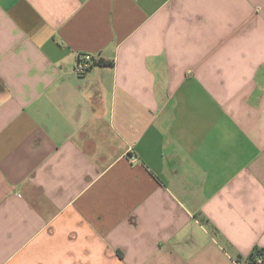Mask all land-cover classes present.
Returning a JSON list of instances; mask_svg holds the SVG:
<instances>
[{
  "label": "crops",
  "instance_id": "0c3cea01",
  "mask_svg": "<svg viewBox=\"0 0 264 264\" xmlns=\"http://www.w3.org/2000/svg\"><path fill=\"white\" fill-rule=\"evenodd\" d=\"M255 248L264 0H0V264Z\"/></svg>",
  "mask_w": 264,
  "mask_h": 264
},
{
  "label": "built area",
  "instance_id": "2783aa9c",
  "mask_svg": "<svg viewBox=\"0 0 264 264\" xmlns=\"http://www.w3.org/2000/svg\"><path fill=\"white\" fill-rule=\"evenodd\" d=\"M95 63V58L91 54H79L75 60L74 73L77 76L85 75L92 65Z\"/></svg>",
  "mask_w": 264,
  "mask_h": 264
},
{
  "label": "trees",
  "instance_id": "16d2710c",
  "mask_svg": "<svg viewBox=\"0 0 264 264\" xmlns=\"http://www.w3.org/2000/svg\"><path fill=\"white\" fill-rule=\"evenodd\" d=\"M98 65H108V62L100 60ZM241 263V259H237ZM244 264H264V248H255L250 255L242 261Z\"/></svg>",
  "mask_w": 264,
  "mask_h": 264
}]
</instances>
